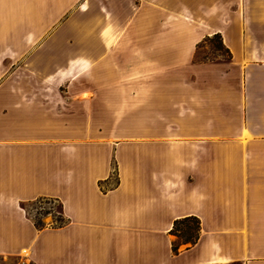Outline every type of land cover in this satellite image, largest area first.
<instances>
[{
  "label": "crops",
  "instance_id": "0c3cea01",
  "mask_svg": "<svg viewBox=\"0 0 264 264\" xmlns=\"http://www.w3.org/2000/svg\"><path fill=\"white\" fill-rule=\"evenodd\" d=\"M0 257L264 264V0H0Z\"/></svg>",
  "mask_w": 264,
  "mask_h": 264
},
{
  "label": "rangeland",
  "instance_id": "374dc122",
  "mask_svg": "<svg viewBox=\"0 0 264 264\" xmlns=\"http://www.w3.org/2000/svg\"><path fill=\"white\" fill-rule=\"evenodd\" d=\"M219 50H222V52H219ZM221 54L226 58V53L223 51L220 40L214 37L212 40L208 41V43L203 44L202 49L199 51L198 58L200 60H216ZM27 210L29 216L32 219H35L37 221H40L42 219V223L46 226H52L54 220L58 218L56 204L42 203L34 206L28 205ZM187 229L193 230V232L191 233L192 236L188 239L185 237ZM194 229L195 225L193 222L179 225L174 234L176 242L179 244H183L185 243V241H191L192 237L195 235ZM18 262L19 261L16 258L2 259L0 257V264H17Z\"/></svg>",
  "mask_w": 264,
  "mask_h": 264
},
{
  "label": "trees",
  "instance_id": "16d2710c",
  "mask_svg": "<svg viewBox=\"0 0 264 264\" xmlns=\"http://www.w3.org/2000/svg\"><path fill=\"white\" fill-rule=\"evenodd\" d=\"M215 37L218 38L220 40V42H221V37L220 36L217 35ZM221 46H223L222 43H221ZM42 203H46V204H56L57 205V216H58V218L56 220H54L52 227L58 228V227L65 226V224L67 223V219H66V217L63 214V206H62V204L58 200L48 199V198H41V199H37L35 201H30V202L24 203L23 204V208L25 209V211L27 212V215L29 216V213H28V210H27V206L28 205L34 206V205H38V204H42ZM47 214H50V213H47ZM30 219L33 221L35 227L38 230H42V229L48 227V226H46L45 224L42 223V219L40 221H37L35 219H32L31 217H30ZM189 222H193L194 225H195V229H194L195 230V235L192 237V240L191 241L190 240H189V242L188 241L187 242L185 241V243H190V242L191 243H194V241L197 238L196 235H197V229H198V226H199V221L197 219H195V218L186 219V220L181 221V223L180 222L177 223L175 229L173 230V234H175L176 229H177V227L179 225L184 224V223H189ZM192 232H193L192 229H187L186 234H185V237L187 239L190 238L192 236L191 235ZM179 246H180V244L176 242L174 244V246H173V251L174 252H177L178 249H179Z\"/></svg>",
  "mask_w": 264,
  "mask_h": 264
}]
</instances>
